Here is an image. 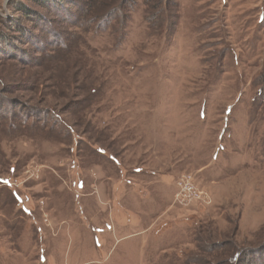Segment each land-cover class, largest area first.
I'll return each instance as SVG.
<instances>
[{
  "label": "rangeland",
  "instance_id": "1",
  "mask_svg": "<svg viewBox=\"0 0 264 264\" xmlns=\"http://www.w3.org/2000/svg\"><path fill=\"white\" fill-rule=\"evenodd\" d=\"M55 1L0 0V264H264V0Z\"/></svg>",
  "mask_w": 264,
  "mask_h": 264
},
{
  "label": "built area",
  "instance_id": "2",
  "mask_svg": "<svg viewBox=\"0 0 264 264\" xmlns=\"http://www.w3.org/2000/svg\"><path fill=\"white\" fill-rule=\"evenodd\" d=\"M179 193L177 195L178 199L182 202L191 201L193 197L200 196L201 193L198 192L195 186L191 183V180L187 176H183L178 181Z\"/></svg>",
  "mask_w": 264,
  "mask_h": 264
},
{
  "label": "trees",
  "instance_id": "3",
  "mask_svg": "<svg viewBox=\"0 0 264 264\" xmlns=\"http://www.w3.org/2000/svg\"><path fill=\"white\" fill-rule=\"evenodd\" d=\"M35 2H37V3H39V4H43V5H46L47 6V4H51L52 2H53V0H34ZM85 2H88L87 0H84ZM55 2H57V5L58 4H62V0H60V1H58V0H56ZM16 6L18 7L17 8V10L18 11H21V12H24L25 14H26V16H28V17H30V18H32V15H33V13L31 12V10L26 6V4H24L23 2H18V3H16ZM59 6V5H58ZM44 28V27H43ZM42 28V29H43ZM16 29H17V31L19 32V33H23L24 31H23V28L21 27V25L20 24H17V27H15V31H16ZM19 35V34H18ZM8 54H14V52H15V49H14V47L13 46H11V47H9V50H8Z\"/></svg>",
  "mask_w": 264,
  "mask_h": 264
}]
</instances>
